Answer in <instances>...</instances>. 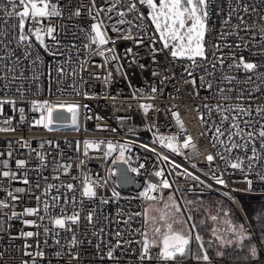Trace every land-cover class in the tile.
Returning a JSON list of instances; mask_svg holds the SVG:
<instances>
[{"label": "built area", "instance_id": "built-area-1", "mask_svg": "<svg viewBox=\"0 0 264 264\" xmlns=\"http://www.w3.org/2000/svg\"><path fill=\"white\" fill-rule=\"evenodd\" d=\"M52 2L62 14L43 20L45 26L55 28L52 37L45 36L50 51L32 36L31 54L25 58V47H17L18 17L6 14L5 9L12 10L9 0H0V41L4 42L0 57H5L0 61V75L6 66L14 68L8 79L0 80V101L13 102L0 104V129H11L0 131V201L8 205L0 207V264H164L156 257L155 247L152 259H141L147 202L160 201L172 192L215 194L242 211L241 197L264 198L261 141L255 140L257 159L249 168L246 158L252 156L251 144L227 151L232 114L216 110L217 105L250 108L251 115L240 117L245 133L258 131L264 124V117L256 111L264 108V0H209L204 38L207 59L197 58L195 65L186 58L171 57L150 19L142 23L135 13H127L124 19L131 24H118L117 12H127L128 0L117 4L113 12L106 9L115 0H95V7L93 0ZM137 7L147 17L149 10L139 3ZM77 9L79 16L74 15ZM97 20L103 21L102 30L110 38L103 47L113 48L115 58L107 51L104 57L95 55L96 45L85 47L93 34L91 25ZM113 25L120 31H112ZM30 27L39 25L26 20L25 33ZM127 35L132 38L124 39ZM241 57L259 65L255 72L262 75L231 66ZM224 76L235 80L229 83ZM221 88L233 90L222 94ZM222 95L231 99L224 100ZM33 101L65 105L61 109L67 119L58 121L62 125H51L52 130L37 124L41 111L33 110ZM67 105H79L76 125ZM143 106H149L147 111ZM173 113L179 114L183 130ZM225 114L230 118L221 124ZM243 121L251 122L252 127L245 128ZM218 126L224 131L219 137ZM161 136H175L177 146L186 136L191 137L196 152L193 155L191 149L184 148L173 152L159 142ZM86 141L95 143L86 147ZM109 142L116 150L105 157ZM232 142L243 141L233 137ZM120 145H127L123 159H117ZM208 155L214 157L211 162ZM237 157L244 164L234 169L230 165ZM17 161H24V165L18 166ZM118 163L126 166L135 182L141 181L138 189L120 187ZM133 168L139 171H131ZM158 171L163 175L157 177ZM4 172L9 175L4 176ZM214 176L221 177L224 184H218ZM85 178L93 184L94 198L82 196ZM162 180L170 186L162 187ZM69 184L73 185L71 190ZM149 184L157 185L155 191H148L156 199L142 195ZM45 203L49 205L47 214ZM29 208L36 209V214H26ZM74 211L80 216L77 224L70 225L71 231L68 224L60 229L50 222L49 218ZM89 212L93 213L91 222L87 220ZM28 232L33 235H24ZM73 235L75 246L71 244ZM259 251L254 258L209 256V261H197L192 255L167 264H264V250L259 247ZM37 252L43 256L35 255Z\"/></svg>", "mask_w": 264, "mask_h": 264}, {"label": "snow or ice", "instance_id": "snow-or-ice-1", "mask_svg": "<svg viewBox=\"0 0 264 264\" xmlns=\"http://www.w3.org/2000/svg\"><path fill=\"white\" fill-rule=\"evenodd\" d=\"M122 0H115V2L106 9L107 12L116 11L117 4L121 3ZM9 3L12 6V10L8 11L5 9L6 14L8 16L18 17V28H19V35L16 37L17 40V47H25V58L29 56L30 49L32 47L31 37L34 36L35 40L39 43L40 46H43L45 50H48V46L45 44V36L52 37L53 33L55 32V28L53 26H45L43 24V20L50 17H57L62 14L61 10L57 7L56 3H53L52 0H9ZM137 3L140 5L145 6L149 11L147 13V17L144 16L143 13L139 11L137 7ZM208 3L209 0H128L127 5V12L125 11H118L117 15L119 19L117 21L118 24L129 23L131 21H126L124 18L127 13H135L136 18L139 19L142 23L147 18L150 19L151 24L154 25L155 32L158 34V39L162 42L163 48L167 49L173 59L176 58H186L187 60L191 61L193 65L197 64V58H201L202 60H206V49H205V33L207 31V19H208ZM93 7H95V0H93ZM19 8V11H17ZM92 11L91 9L89 10ZM247 11V8H245ZM74 15L79 16L80 10L77 9ZM96 16H99V10L96 12ZM93 19H96L94 16ZM111 19V16H109ZM26 20H31L35 24L39 25V27H30L28 33H25V22ZM227 23V21H225ZM140 27V25H137ZM103 28V21L97 20L96 23L91 25L90 32L93 33L89 36V44L85 47L91 48V45H96V49L94 51L95 55H99L104 57L105 52L113 53V57L115 58V50L113 48L105 49L103 46L107 45L110 42V38L107 36L106 31L102 30ZM112 31H120L115 25L112 26ZM124 39H131L130 35L124 36ZM11 41L9 40V43ZM3 41H0V44H3ZM114 43V41H113ZM129 52L131 49L128 50ZM55 55L56 53H52ZM14 55V53H12ZM5 57H0V61L4 60ZM107 57L105 58V62H107ZM20 58H16V63H19ZM35 63V61H33ZM220 63L223 64V60H220ZM237 69L242 68L245 72L255 73L257 75H262L256 73L255 70L260 67L257 64L245 62L244 59L241 57L238 62L234 65ZM213 68H215V64H213ZM14 72L13 67L6 66V72L3 75H0V80L8 79V74ZM155 74V73H154ZM16 79L15 76H12V81ZM252 79L251 76L248 77V82ZM223 80L232 83L235 80V77L224 76ZM11 82V81H10ZM194 83V81H193ZM7 86V85H6ZM209 88L212 87L211 82L207 85ZM233 89L231 88H221L220 92L222 94L231 92ZM155 91V88H153ZM224 100L231 99L228 95H222ZM239 98V97H238ZM3 103H13L12 101H0V104ZM65 105L63 104H51L48 101L37 102L33 101V110H40L41 111V118L36 121L37 124H42L45 128L51 129V125L56 123L57 121L63 119L62 116L59 115V110L64 108ZM67 111L71 113L72 123L76 125L78 112L77 109L79 105H67ZM145 111H147L149 106H143ZM205 107H208L207 105ZM216 110L222 113H231V120L232 123L229 127L227 139L229 141L230 146L226 147L227 151H231L234 148H248L249 144H251V152L252 156L247 157L248 166L251 168L253 162L257 159V149L255 146V140L259 139L261 141V149H264V124H261L258 131H248L247 133L244 132V128L240 127V117L242 114L251 115L250 108H244L240 105H217ZM257 113L264 117V108H257ZM21 114H23V109H20ZM176 117L177 123L180 125L181 129L183 130V122L179 118L178 113H173ZM23 118V116H22ZM230 118L229 115L225 114L222 115L221 124L225 121H228ZM245 128H251L252 123L249 121H243ZM11 129L4 128L0 129V131H9ZM217 137L224 135V131L218 126L216 127ZM233 137H241L242 143L232 142ZM159 142L167 147L170 148L173 152H178L180 148L184 149H191L193 155L196 152V145L192 142L191 137H185L184 143L182 145H175L174 142L176 141L175 136L164 137L161 136L158 138ZM95 142L86 141V147H91L94 145ZM221 144L224 141H220ZM127 145H120L119 148V157L117 159H123L125 156V150ZM115 147L111 142L107 145V151L105 152V157L111 155L113 151H115ZM223 158V157H222ZM43 159V158H42ZM163 159H167V157H163ZM214 159L212 155L207 156V160L211 162ZM115 163V161H114ZM244 164V161L241 160L239 157L236 158V162L231 163V167L234 169H239ZM18 166H23L24 161H17ZM5 166H7V162L5 161ZM143 167V165H141ZM195 167V165H193ZM133 172H138V169H131ZM4 176H8V172L3 173ZM157 177L163 175L162 171H158L155 173ZM188 175H191L190 173ZM218 184H224V180L221 177L214 176L213 177ZM124 181L128 180L126 175L122 176ZM198 179V178H196ZM25 183L27 181L25 180ZM251 183V182H249ZM161 186L164 188H168L170 185L167 180H162ZM67 188L71 190L73 185H67ZM157 185L149 184L148 189L142 194L145 196L146 199H156L154 196H149L148 191H155ZM15 191L21 192L23 189H16ZM9 196H12V193H8ZM82 196L86 198H94L96 196V191L93 187V184L87 178L83 181V190ZM13 199L16 197L13 196ZM55 201H59V197L53 198ZM73 204L75 200L73 199ZM102 203H107V201L102 200ZM57 204H53L52 207H56ZM0 207H8L7 204L0 201ZM176 207V211H179V207ZM26 214L34 215L36 214V209H26ZM49 211V205L45 203L44 205V212L47 214ZM63 209L61 212L63 213ZM16 214L13 213V216ZM80 213L78 211H74L71 215L57 217L55 219L49 218L50 222L56 228L64 229L66 224L69 225L68 230L71 231V224H77L79 222ZM93 213L89 212L87 215V220L89 222L92 221ZM213 220H216V217H211ZM41 220L44 217H40ZM189 220L191 217L188 218ZM70 222V223H69ZM152 223L154 226L152 228L153 236L150 239L147 233H142L144 236L143 240V248L141 253V259H152L151 249L157 248L158 252L156 253V257L164 264L167 262L177 261L178 258L185 259L189 256L193 255V249L191 245L193 242L197 244V250L195 251V259L197 261H209V256L207 252L204 250V243L202 238L199 234L194 233L193 229L195 225H191L187 233L182 231H176L173 228V224L176 223L174 218H171L168 213H162L159 217V222L157 221L156 217H152L150 221H146ZM25 223H34L32 221H26ZM187 223V221H184ZM44 231L47 233L49 229L45 227ZM229 231L233 232L240 236V240L244 239L243 236V226H240L239 232L234 227H230ZM26 236H32L33 233L28 232L24 233ZM58 235V233H57ZM215 235V230H214ZM217 240L220 242L221 247H225L230 245L232 241L225 240L222 236H217ZM59 243V240L56 241ZM77 243L75 236L73 235L71 244L75 246ZM251 256L254 258L257 255L256 248L253 246L250 248ZM60 253H58L59 255ZM29 255H31L29 253ZM35 255L43 256L42 252H37ZM109 256H112V252L108 253ZM217 255H223L222 252H218Z\"/></svg>", "mask_w": 264, "mask_h": 264}, {"label": "trees", "instance_id": "trees-1", "mask_svg": "<svg viewBox=\"0 0 264 264\" xmlns=\"http://www.w3.org/2000/svg\"><path fill=\"white\" fill-rule=\"evenodd\" d=\"M172 195V194H171ZM188 196L186 206L190 210V215L195 225L197 233L201 236L204 249L210 257L220 258H253L250 248L255 247L257 256L260 255L259 247L264 250V198H240L242 214L235 208L228 199L215 194H185ZM163 200V199H162ZM162 200L155 201L162 209ZM209 207V209H208ZM215 216L216 221L211 217ZM247 221L249 229L245 228L244 220ZM224 219L225 223L221 220ZM146 224V223H145ZM148 225V222H147ZM149 226V225H148ZM243 226L244 239L229 231L234 227L239 232ZM215 230V235H214ZM221 231L224 239L231 240L232 243L225 247L220 246L217 240V232ZM197 245H191V247ZM222 252L223 255H217Z\"/></svg>", "mask_w": 264, "mask_h": 264}, {"label": "rangeland", "instance_id": "rangeland-1", "mask_svg": "<svg viewBox=\"0 0 264 264\" xmlns=\"http://www.w3.org/2000/svg\"><path fill=\"white\" fill-rule=\"evenodd\" d=\"M154 27V25H152ZM158 35V34H157ZM67 122V121H65ZM62 122H56L53 125L54 126H58V125H62ZM172 194V195H171ZM187 199L188 196H186L185 194L183 195H177L176 193H169L168 195H166L163 198V202L162 204V209L159 208L160 205L156 204L155 201H149L147 202L146 205V213H145V233L148 234L149 238L151 239L153 236L152 233V228H153V224L146 221H150L152 217H156L157 221L159 222V217L162 213H168L170 215L171 218H174L176 220V223L173 224V228L176 231H182L184 233H187L189 228L191 227V225H193V221L192 218L189 220L188 218L191 217L190 215V210L189 208L186 206L187 203ZM179 207V211H176V207ZM236 208V207H235ZM209 209V207H208ZM240 214H242V211H240L238 208H236ZM244 220V218H243ZM184 221H187V223H184ZM215 222H217L215 220ZM222 223H225V220L222 219L221 220ZM244 225H245V221H244ZM245 228H247L245 226ZM249 229V228H247ZM194 233L198 234L196 229H193ZM217 236H221V231L216 233ZM193 245H197L195 242H193ZM193 249V255L195 256V251L197 250V247L195 246V248L192 246ZM205 250V249H204Z\"/></svg>", "mask_w": 264, "mask_h": 264}, {"label": "water", "instance_id": "water-1", "mask_svg": "<svg viewBox=\"0 0 264 264\" xmlns=\"http://www.w3.org/2000/svg\"><path fill=\"white\" fill-rule=\"evenodd\" d=\"M59 115L63 117V119H61V120L67 119V114L65 113L64 110L60 109ZM123 175H126L128 177L127 181H124L122 179ZM116 180H117L118 184L120 185V187L124 188V189H128L131 186H133L135 189H138L141 185L140 180H137L136 182L134 181L133 176L127 171V168L123 163H118V165H117Z\"/></svg>", "mask_w": 264, "mask_h": 264}]
</instances>
